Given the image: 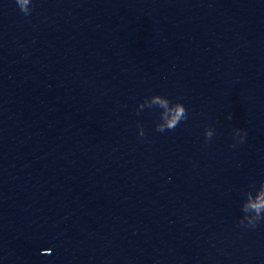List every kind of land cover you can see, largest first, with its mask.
Here are the masks:
<instances>
[{
	"label": "water",
	"instance_id": "obj_1",
	"mask_svg": "<svg viewBox=\"0 0 264 264\" xmlns=\"http://www.w3.org/2000/svg\"><path fill=\"white\" fill-rule=\"evenodd\" d=\"M30 9L0 0V264H264V219L239 224L264 180V0ZM153 95L188 118L157 132Z\"/></svg>",
	"mask_w": 264,
	"mask_h": 264
},
{
	"label": "clouds",
	"instance_id": "obj_2",
	"mask_svg": "<svg viewBox=\"0 0 264 264\" xmlns=\"http://www.w3.org/2000/svg\"><path fill=\"white\" fill-rule=\"evenodd\" d=\"M15 2L24 15L30 14L31 0H15ZM145 105L148 108L156 106L162 110L159 114V122L156 124L157 132L172 130L182 120L188 118L185 106L180 102H171L166 96L153 95L150 98H146L139 107L144 108ZM227 119H232L231 113L228 114ZM137 126L140 129V136H143L144 132L142 125L138 124ZM213 134V130L207 128L205 130L206 140L211 139ZM233 135L238 137L240 142H243L247 133L245 130L237 128L234 129ZM235 146V144L232 145V147ZM252 187L255 188V185H252ZM244 195L246 199L241 206V210L245 215L239 220V224L245 225V221H247V226L255 227L258 221L264 219V180L260 181V185L256 188L255 194H253L252 191H248Z\"/></svg>",
	"mask_w": 264,
	"mask_h": 264
}]
</instances>
